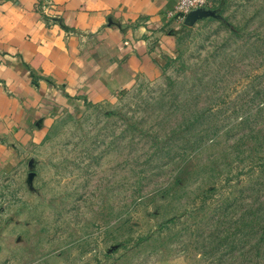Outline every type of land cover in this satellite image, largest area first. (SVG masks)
<instances>
[{
  "label": "rangeland",
  "instance_id": "1",
  "mask_svg": "<svg viewBox=\"0 0 264 264\" xmlns=\"http://www.w3.org/2000/svg\"><path fill=\"white\" fill-rule=\"evenodd\" d=\"M171 18L154 76L20 144L0 264H264V0Z\"/></svg>",
  "mask_w": 264,
  "mask_h": 264
},
{
  "label": "crops",
  "instance_id": "2",
  "mask_svg": "<svg viewBox=\"0 0 264 264\" xmlns=\"http://www.w3.org/2000/svg\"><path fill=\"white\" fill-rule=\"evenodd\" d=\"M47 2L60 22L41 9ZM176 3L0 0V173L19 164L20 144L62 104L105 100L154 76L165 45L150 44L170 38Z\"/></svg>",
  "mask_w": 264,
  "mask_h": 264
},
{
  "label": "built area",
  "instance_id": "3",
  "mask_svg": "<svg viewBox=\"0 0 264 264\" xmlns=\"http://www.w3.org/2000/svg\"><path fill=\"white\" fill-rule=\"evenodd\" d=\"M212 2L213 0H177L175 13L184 14L200 8H209ZM41 9L43 10V12L48 14L51 22L61 21L59 14L52 12L54 10L53 3H45L41 6ZM126 43L127 42L124 41V44Z\"/></svg>",
  "mask_w": 264,
  "mask_h": 264
},
{
  "label": "water",
  "instance_id": "4",
  "mask_svg": "<svg viewBox=\"0 0 264 264\" xmlns=\"http://www.w3.org/2000/svg\"><path fill=\"white\" fill-rule=\"evenodd\" d=\"M208 8H200V9H196V10H193V11H206ZM192 11V12H193Z\"/></svg>",
  "mask_w": 264,
  "mask_h": 264
}]
</instances>
